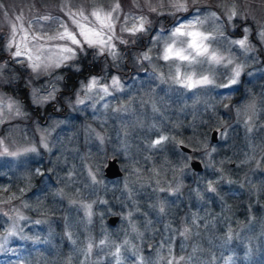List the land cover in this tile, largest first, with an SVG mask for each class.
I'll use <instances>...</instances> for the list:
<instances>
[{
	"label": "rangeland",
	"instance_id": "obj_1",
	"mask_svg": "<svg viewBox=\"0 0 264 264\" xmlns=\"http://www.w3.org/2000/svg\"><path fill=\"white\" fill-rule=\"evenodd\" d=\"M117 2L116 34L130 42L113 41L115 60L85 45L67 66L37 74L6 50L13 24L17 41L21 26L51 36L61 22L75 27L67 12H107ZM147 2L158 12L146 0H0V65L8 62L0 99L21 113L0 117V264H264V0H196L175 15L168 0ZM212 12L219 19H205ZM125 14L144 15L147 31L120 32ZM196 16L224 59L194 64L193 79L211 83L188 88L158 57L171 30ZM245 27L251 51L231 43ZM92 77L99 85L88 92ZM161 137L168 139L156 144ZM191 155L203 171L190 169ZM113 156L122 175L109 179L103 167ZM113 214L119 219L110 225Z\"/></svg>",
	"mask_w": 264,
	"mask_h": 264
},
{
	"label": "snow or ice",
	"instance_id": "obj_2",
	"mask_svg": "<svg viewBox=\"0 0 264 264\" xmlns=\"http://www.w3.org/2000/svg\"><path fill=\"white\" fill-rule=\"evenodd\" d=\"M195 3L196 0H168L167 7L172 10L170 14L175 15L176 12H187L190 4L194 5ZM135 6L139 8L140 4L136 3ZM146 7L149 11L158 12V8L148 3L147 0ZM164 7V3H160L159 8L163 9ZM120 11V4L118 2L107 12L102 8L92 11L89 15H85L83 10H80L78 13L69 11L66 15L75 26L74 28L70 29L68 24L61 22L60 28L62 30H58L54 35L48 36L45 34V36H30L27 30L21 26L19 30L23 35L20 37L19 41L16 39L17 26L13 24L12 36L6 45V50L10 53L12 60L21 64L27 62V66L31 68L32 72L37 74H39L41 70L47 71L48 69L59 68L62 65L67 66L68 62L76 59L78 52H84L85 45L88 48L97 49L99 54L107 52V54L112 56L115 60L118 53L113 41L119 40L121 44L130 42L116 34V22L120 20ZM160 14L163 13L161 12ZM236 15L237 13L233 7V10L228 15V20H232ZM90 17H94L95 19L92 20ZM17 19H20V17H17ZM43 19L48 20L50 18L43 17ZM205 19L216 20L219 18L215 12H212L210 17H206ZM129 22H131V27L128 26ZM204 22L203 19L196 16L187 23H180L178 26L174 27L171 30L169 38L164 41L162 53L160 57H158L166 62H170L169 66L175 68L174 73L171 75V79L175 83H182L184 87L191 88L196 85L211 83L206 76H202L198 80L193 79L194 73H192L190 69L194 64L202 62L221 63L224 59L222 56L217 55L214 49L210 48V42L215 40V36L211 33L201 31L198 27L203 25ZM147 24L148 20L144 15L136 16L125 14L120 32H127L129 36L136 37L138 33L143 34L147 31ZM249 32L250 29L245 27L243 37L233 40L231 43L239 45L246 51H251V48L248 47ZM258 36L259 39L264 42V29L258 33ZM160 39V34H158L156 37H153V43L159 44ZM40 40H55L63 43L46 47V43H38ZM131 43H135V40H132ZM53 49L55 50L54 52ZM151 51L152 49L150 48L148 51L142 53V58L144 60H151ZM21 57L24 59H20ZM7 63L8 62L5 61L3 65H0V74L3 73V69L7 66ZM228 63H231V60H229ZM182 68L184 69L183 72ZM239 75L240 68L237 67L231 83H236V78L239 77ZM98 85L99 80L96 77H92L84 87L88 92H91L93 89H96ZM112 86L119 88L120 84L118 78H112ZM225 87H227V85H225ZM53 91H55L54 87ZM99 91L108 93V86H100ZM51 95L52 94L49 93V96H45L43 99L47 100ZM14 108L16 115H20V109L15 101L9 99L5 102L3 99H0V117H3L5 109L11 112ZM166 139L168 138L161 137V139L157 140L155 143L159 144L162 140ZM6 151L7 149H5V152ZM209 190L215 191L211 185L209 186ZM100 243L104 244V241L102 240ZM91 249L92 244L89 243L87 252L90 253ZM118 254L119 248H117L115 255L118 256ZM180 259H183V257ZM169 264H172V261H169Z\"/></svg>",
	"mask_w": 264,
	"mask_h": 264
},
{
	"label": "water",
	"instance_id": "obj_3",
	"mask_svg": "<svg viewBox=\"0 0 264 264\" xmlns=\"http://www.w3.org/2000/svg\"><path fill=\"white\" fill-rule=\"evenodd\" d=\"M216 139H217V130L213 129L211 131V134H210V140L211 141H216ZM179 148L181 150L185 151V152H190V148L185 146V145L180 144ZM189 165L195 171L202 170L201 162L198 159L194 158V157H192L189 160ZM262 170L264 171V166L262 167ZM103 174H104L105 177H108V178H115V177H118V176L122 175V171H121V169L119 167V164H118V161H117L116 157H111V158H108L106 160V164H105V166L103 168ZM117 219H118V216H116V215H111V216L108 217V221L111 224H114ZM148 248H149V246H148Z\"/></svg>",
	"mask_w": 264,
	"mask_h": 264
},
{
	"label": "trees",
	"instance_id": "obj_4",
	"mask_svg": "<svg viewBox=\"0 0 264 264\" xmlns=\"http://www.w3.org/2000/svg\"><path fill=\"white\" fill-rule=\"evenodd\" d=\"M122 2L126 1V0H121ZM21 83V82H20ZM20 83H16V85L13 87H11V89L14 91V92H19V85ZM239 202L241 201V199L238 200ZM57 214V211H51V215H56ZM52 216V217H53ZM60 218H62V216H60Z\"/></svg>",
	"mask_w": 264,
	"mask_h": 264
},
{
	"label": "flooded vegetation",
	"instance_id": "obj_5",
	"mask_svg": "<svg viewBox=\"0 0 264 264\" xmlns=\"http://www.w3.org/2000/svg\"><path fill=\"white\" fill-rule=\"evenodd\" d=\"M186 154L190 155L189 153H186Z\"/></svg>",
	"mask_w": 264,
	"mask_h": 264
}]
</instances>
